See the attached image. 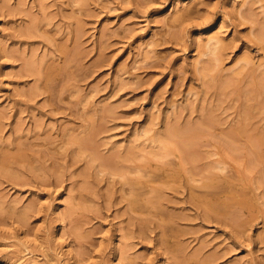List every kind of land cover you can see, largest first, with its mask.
Returning <instances> with one entry per match:
<instances>
[{"label": "rangeland", "instance_id": "rangeland-1", "mask_svg": "<svg viewBox=\"0 0 264 264\" xmlns=\"http://www.w3.org/2000/svg\"><path fill=\"white\" fill-rule=\"evenodd\" d=\"M0 264H264V0H0Z\"/></svg>", "mask_w": 264, "mask_h": 264}]
</instances>
